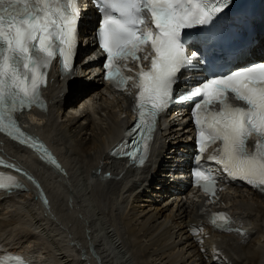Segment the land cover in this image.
Wrapping results in <instances>:
<instances>
[{
  "label": "bare ground",
  "instance_id": "bare-ground-1",
  "mask_svg": "<svg viewBox=\"0 0 264 264\" xmlns=\"http://www.w3.org/2000/svg\"><path fill=\"white\" fill-rule=\"evenodd\" d=\"M259 40L253 54L261 58L264 32ZM80 59L74 78L53 64L44 107L16 114L55 163L0 132V153L30 172L47 199L23 175V187L0 191V256L18 253L30 264H264V191L231 184L211 200L184 188L193 132L174 113L157 122L144 159L117 155L135 121L131 96L102 80L98 61ZM218 208L232 216L224 228L207 221Z\"/></svg>",
  "mask_w": 264,
  "mask_h": 264
},
{
  "label": "snow or ice",
  "instance_id": "snow-or-ice-1",
  "mask_svg": "<svg viewBox=\"0 0 264 264\" xmlns=\"http://www.w3.org/2000/svg\"><path fill=\"white\" fill-rule=\"evenodd\" d=\"M95 2L102 13L97 37L107 54L106 78L117 86H122L127 78L113 68L114 58H137L139 45L151 41L156 55L147 72L141 68L135 85L139 89L136 100L140 127L151 131L150 122L172 100L178 74L196 58L195 52L191 57L186 55L182 30L213 22L230 0ZM145 12L157 29L155 37L151 32H139V26L145 24ZM79 14L78 0H0V131L15 139L24 137L21 143H28V138L12 114L39 101V89L45 81L43 69L57 54L63 68L71 70ZM229 92L247 107L232 106ZM190 95L202 101L195 105L194 112L201 147L219 140L221 147L211 159L229 176L256 187L264 186V63L213 78ZM213 103H219V111L209 110ZM253 132L258 140L255 150L249 153L245 146ZM48 159L55 163L50 156ZM196 176L211 190L214 177L203 171H197ZM10 186L0 178V189ZM219 219L226 222L222 216ZM0 264L9 261L0 260ZM16 264L23 261L17 259Z\"/></svg>",
  "mask_w": 264,
  "mask_h": 264
},
{
  "label": "water",
  "instance_id": "water-1",
  "mask_svg": "<svg viewBox=\"0 0 264 264\" xmlns=\"http://www.w3.org/2000/svg\"><path fill=\"white\" fill-rule=\"evenodd\" d=\"M44 195V194H43ZM44 197H45V195H44Z\"/></svg>",
  "mask_w": 264,
  "mask_h": 264
}]
</instances>
